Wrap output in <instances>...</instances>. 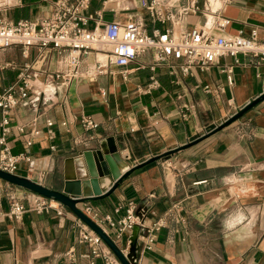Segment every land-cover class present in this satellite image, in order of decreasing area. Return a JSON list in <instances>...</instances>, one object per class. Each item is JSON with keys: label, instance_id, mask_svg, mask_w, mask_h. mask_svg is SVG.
Instances as JSON below:
<instances>
[{"label": "crops", "instance_id": "1", "mask_svg": "<svg viewBox=\"0 0 264 264\" xmlns=\"http://www.w3.org/2000/svg\"><path fill=\"white\" fill-rule=\"evenodd\" d=\"M55 1L0 0V20L44 19ZM149 2L92 0L88 14L103 25L139 15L148 34L162 32L169 26L149 21L144 10ZM218 13L228 21L226 34L250 38L255 31L257 40H262L264 0H223ZM203 23L202 14L187 15L174 30L180 33ZM37 57L36 48L29 49L26 59L19 46L4 51L1 62L8 66L0 72V90L16 80L24 63L33 64L41 83L66 59L49 49L44 63L36 66ZM236 59L235 64L230 57L222 58L206 72L192 70L185 75L181 62L154 66L152 55L146 53L126 67L107 65L106 72L98 75V62L103 65L106 58L88 53L81 65L83 77L61 89L38 113L19 107L10 115L6 143L13 154L30 157V167L23 162L15 174L61 190L65 161L96 150L99 142L108 147L111 141L129 167L192 142L264 92V64L241 55ZM222 65L232 72L221 73ZM151 77L158 87L149 90ZM83 117L97 127L85 131ZM34 118L38 135L26 147L17 128L28 134ZM11 193L21 198L32 194L0 180V212H7ZM129 202L136 211H146L147 225L174 204L180 206L183 218V223L170 222L156 233L151 251L135 243L136 264H264V101L195 147L135 171L109 197L77 207L100 223L123 250L126 237L114 239L104 218L118 221ZM77 221L68 210L63 216L27 211L20 222L0 218V264H101L91 258L86 244L78 242Z\"/></svg>", "mask_w": 264, "mask_h": 264}, {"label": "built area", "instance_id": "2", "mask_svg": "<svg viewBox=\"0 0 264 264\" xmlns=\"http://www.w3.org/2000/svg\"><path fill=\"white\" fill-rule=\"evenodd\" d=\"M91 1L56 0L50 14L44 19L21 20L16 23L0 20V72L8 66L1 62L2 53L16 46L21 48V55L25 59L29 56V49L36 48V66L44 63L49 49L66 57L62 67L47 73L41 83L37 82L33 64L24 63L16 80L0 90V170L15 174L23 162L30 167V157L24 153L13 154L6 143L12 112L20 107L38 113L44 103L50 102L61 89L66 88L73 80L83 77L81 65L90 52L95 56L104 55L106 58L103 65L98 62V75L106 72L107 65L115 68L126 67L146 53L152 55L154 66L169 64L172 61L181 62L180 70L185 75H190L192 70L206 72L218 66L219 60L226 57L232 58L236 64L239 55L256 60V64H264V36L258 41L255 31L251 32L250 38H245L240 33L228 35L224 32L228 21L218 13L223 0H203L201 5L200 0H185L184 4H178L180 0H150L144 5L149 21L152 24L169 26L162 32L152 30L150 34L147 33L139 15L124 22L112 21L104 25L99 20L95 21L93 15L88 14ZM198 14L204 17L201 27L175 32L174 29L182 18ZM91 21H95L93 28L89 27ZM141 68L144 69V66ZM220 72L230 74L232 68L222 65ZM157 87V81L151 77L148 89ZM182 117L185 118L184 114ZM35 122L36 118L32 120V129L28 134H25L23 127L17 128L26 147L33 145L38 135V131L33 127ZM45 125L50 127L51 121L46 120ZM81 125L85 131L97 127L92 119L87 117L81 118ZM181 168L186 169V166ZM21 192L28 193L24 190ZM24 200L28 202V207L25 206ZM7 203L8 210L5 213L0 212V218L15 222H20L27 211L35 214L54 211L57 216L67 213L65 208L53 200L34 194L21 198L11 193L7 196ZM136 209V205L129 202L124 217L118 221L104 218L107 226L113 231L114 239L126 237V248L121 250L124 256L128 255V248H131L133 239L135 243L142 244L143 250L151 251L157 232L167 228L170 222L183 223L178 204L172 205L149 225L146 224V211ZM92 221L103 229L100 223ZM77 227V240L88 246L91 258L98 259L101 264H120L94 232L79 220ZM134 263L136 264V259Z\"/></svg>", "mask_w": 264, "mask_h": 264}, {"label": "water", "instance_id": "3", "mask_svg": "<svg viewBox=\"0 0 264 264\" xmlns=\"http://www.w3.org/2000/svg\"><path fill=\"white\" fill-rule=\"evenodd\" d=\"M263 101L264 92L240 108L235 114L210 132L174 150L149 158L145 162L134 167H129L126 162L121 159L116 147L112 145L111 141L108 147L105 146V141L99 142L96 150L81 152L65 161L61 190L46 188L28 178L16 174H9L2 170H0V180L19 190H24L58 203L94 232L120 264H135V239H133V244L131 245L128 255L124 256L109 235L77 206L89 202L100 201L109 197L135 171L152 163L166 161L177 154L195 147L241 119L246 113L257 107Z\"/></svg>", "mask_w": 264, "mask_h": 264}, {"label": "bare ground", "instance_id": "4", "mask_svg": "<svg viewBox=\"0 0 264 264\" xmlns=\"http://www.w3.org/2000/svg\"><path fill=\"white\" fill-rule=\"evenodd\" d=\"M99 56H104V55H99Z\"/></svg>", "mask_w": 264, "mask_h": 264}]
</instances>
